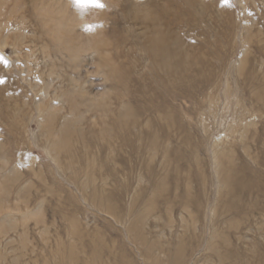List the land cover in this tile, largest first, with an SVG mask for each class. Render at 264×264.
Masks as SVG:
<instances>
[{
	"label": "rangeland",
	"instance_id": "rangeland-1",
	"mask_svg": "<svg viewBox=\"0 0 264 264\" xmlns=\"http://www.w3.org/2000/svg\"><path fill=\"white\" fill-rule=\"evenodd\" d=\"M101 3L0 0V264H264V0Z\"/></svg>",
	"mask_w": 264,
	"mask_h": 264
},
{
	"label": "snow or ice",
	"instance_id": "snow-or-ice-1",
	"mask_svg": "<svg viewBox=\"0 0 264 264\" xmlns=\"http://www.w3.org/2000/svg\"><path fill=\"white\" fill-rule=\"evenodd\" d=\"M229 0H225V3H228ZM71 3L81 11L85 12L89 7L103 8L104 4L101 3V0H71ZM96 26L95 25H86L85 31H92ZM0 60H3V57H0ZM6 63V61H5ZM3 81L0 80V83Z\"/></svg>",
	"mask_w": 264,
	"mask_h": 264
},
{
	"label": "bare ground",
	"instance_id": "bare-ground-1",
	"mask_svg": "<svg viewBox=\"0 0 264 264\" xmlns=\"http://www.w3.org/2000/svg\"><path fill=\"white\" fill-rule=\"evenodd\" d=\"M51 14H52V13H51ZM50 16H51V15H50ZM53 16H54V15H52V17H53ZM54 17L57 18V17H59V16L55 15ZM54 17H53V18H54ZM62 18H63V17H62ZM58 19H59V18H58ZM64 19H65V18H64ZM55 20H56V19H55ZM60 20H61V18H60ZM52 21H53V20H52ZM62 21H63V20H62ZM62 21H61L60 23H63ZM56 22H58V21H56ZM75 22H76V21H75ZM71 23H73V22H71ZM59 25H60V24H59ZM72 25H73V24H72ZM63 26H64V25H63ZM65 26H66V24H65ZM63 28H66V27H63ZM67 32H68V31H67ZM70 32H71V31H70ZM72 35H73V34H72ZM72 35H68V37L66 36V37L68 38V41H70L69 43H71V40H70V39H72ZM69 36H70V38H69ZM68 41H67V42H68ZM72 42H73V41H72ZM75 43H76V42H75ZM73 45H75V44H73ZM75 49H77V47H76ZM75 49H74V48L72 49V56H73V58H74V61L76 62L77 59H78V57H77L78 52H75V51H78V50H75ZM167 62H168V61H167ZM76 63H77V62H76ZM167 64H168V63H167ZM167 64H166V65H167ZM45 93H46V92H45ZM42 111H43V110H42Z\"/></svg>",
	"mask_w": 264,
	"mask_h": 264
}]
</instances>
